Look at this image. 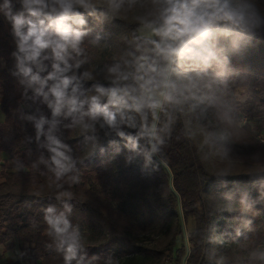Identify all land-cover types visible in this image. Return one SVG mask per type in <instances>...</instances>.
I'll return each mask as SVG.
<instances>
[{"label":"clouds","instance_id":"1","mask_svg":"<svg viewBox=\"0 0 264 264\" xmlns=\"http://www.w3.org/2000/svg\"><path fill=\"white\" fill-rule=\"evenodd\" d=\"M137 7L142 9L135 16L138 27L120 60L102 67L91 63L86 42L93 32L91 20L119 19ZM0 16L10 25L15 46L9 74L24 100L38 101L50 111L48 117L39 107V116L17 109L19 119L32 123L38 148L49 153L47 158L41 153L32 167L45 165L50 187L56 189L54 199L62 205L59 210L52 203L40 208L50 241L45 248L54 249L62 264H101L102 258L89 254L84 232L72 219L74 197L65 184L70 189L82 182L77 164L83 161L73 156L61 127L79 130L91 140L89 155L104 151L97 138L100 132L105 137L115 133L127 149L143 155L146 168L166 146L179 116L199 123L211 115L217 126L203 133V143L222 161L229 159L233 119L227 96L232 77L239 75L231 56L264 35V12L254 0H0ZM191 124L192 119L186 121V127ZM24 167L15 164L17 172ZM231 174V166L215 174L225 189L212 195L216 210L236 211L233 201L239 191L238 210L247 216L254 201L246 189L235 184L228 188L223 178ZM251 174L264 188V163ZM31 226L37 227V222L31 221ZM242 229L251 231L252 221L244 219L235 228L237 237ZM249 258L264 264V248L253 250ZM209 259L222 264L225 258ZM102 264L119 261L109 253Z\"/></svg>","mask_w":264,"mask_h":264},{"label":"trees","instance_id":"2","mask_svg":"<svg viewBox=\"0 0 264 264\" xmlns=\"http://www.w3.org/2000/svg\"><path fill=\"white\" fill-rule=\"evenodd\" d=\"M254 2L264 12V0ZM141 12L137 7L121 13L119 19L91 20L93 32L86 41L90 62L102 67L120 60L130 47L133 29L138 27L135 16ZM97 36L98 42L91 43ZM14 47L10 25L0 16V244L19 250L14 259L0 264H62L54 249L45 248L50 241L40 211L49 203L58 210L62 205L54 199L56 189L50 187L51 174L45 165L32 167L41 153L45 158L49 153L38 148L32 123L19 119L17 109L39 116V107L48 117L50 111L38 101L22 98V89L9 74ZM231 62L239 75L232 77L227 96L233 119L229 147L244 144L257 148L256 136L264 130V35L232 55ZM237 89L245 90L243 101L233 97ZM208 117L213 126L179 116L166 146L146 168L143 155L127 149L126 142L115 133L105 137L100 132L97 138L104 151L97 149L89 155L92 141L85 140L79 130L61 127L73 156L83 161L77 164L83 172L82 182L70 189L65 184V189L73 193L72 219L84 232L89 254L97 253L103 260L111 253L119 264H218L217 259H209L213 255L223 256L222 264H260L249 254L264 248L261 179L246 167L236 170L227 161L215 158V150L203 143V133L217 126L215 118ZM189 119L192 124L186 127ZM128 131L134 134V130ZM129 156L130 162L126 160ZM17 161L25 166L18 172ZM228 166L232 174L223 178L228 188L238 185L254 201L247 216H241L238 210L239 191L233 201L236 211L216 210L212 195H220L225 189L215 174ZM244 219L252 221V230L242 229L243 234L237 237L235 228ZM33 220L37 222L35 228L31 226ZM217 236L221 237L219 241Z\"/></svg>","mask_w":264,"mask_h":264},{"label":"rangeland","instance_id":"3","mask_svg":"<svg viewBox=\"0 0 264 264\" xmlns=\"http://www.w3.org/2000/svg\"><path fill=\"white\" fill-rule=\"evenodd\" d=\"M233 97L238 101H243L246 98V92L243 89H237L233 93ZM3 116L0 114V119ZM211 117L204 119L205 122H208V127L213 126L211 121ZM203 121V122H204ZM243 121V120H242ZM210 124V125H209ZM256 138L259 140L260 147H249L250 145L244 146H236L230 147L231 152L229 153V159L225 160L228 164H231L234 169H239L238 167H246L251 172H254L256 168H258L262 163H264V150L263 143L261 144V139H264V130L261 134H258ZM215 158H220L217 154H215ZM261 227L264 229V224L261 222ZM19 254L18 247H13L10 249H5L3 244H0V261L4 260H12Z\"/></svg>","mask_w":264,"mask_h":264},{"label":"built area","instance_id":"4","mask_svg":"<svg viewBox=\"0 0 264 264\" xmlns=\"http://www.w3.org/2000/svg\"><path fill=\"white\" fill-rule=\"evenodd\" d=\"M262 142H264V139H261ZM262 223L264 224V213H263V216H262Z\"/></svg>","mask_w":264,"mask_h":264}]
</instances>
